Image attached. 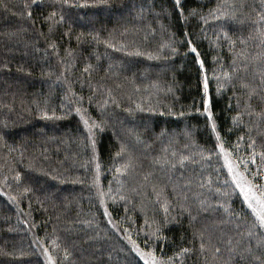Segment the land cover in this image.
<instances>
[{
	"label": "trees",
	"instance_id": "1",
	"mask_svg": "<svg viewBox=\"0 0 264 264\" xmlns=\"http://www.w3.org/2000/svg\"><path fill=\"white\" fill-rule=\"evenodd\" d=\"M83 3L0 0V264H48L44 249L56 264H144L126 236L174 264H259L264 230L238 189L216 192L230 177L222 156H208L218 150L187 40L204 60L225 147L247 159L254 141L245 174L264 184L251 174L264 173V0H181L186 20L175 0ZM54 10L64 21L49 31ZM77 108L100 125L94 137ZM182 247L192 251L175 256Z\"/></svg>",
	"mask_w": 264,
	"mask_h": 264
},
{
	"label": "snow or ice",
	"instance_id": "2",
	"mask_svg": "<svg viewBox=\"0 0 264 264\" xmlns=\"http://www.w3.org/2000/svg\"><path fill=\"white\" fill-rule=\"evenodd\" d=\"M54 2L60 3L61 6H63V5H71L72 0H54ZM98 2L99 3H106V0H98ZM32 3L38 4V0H32ZM76 6H87V0H84V3L82 5L77 4ZM175 6L177 9H179V14H180L181 18L186 20L187 17L184 16V9L181 7V0H175ZM218 8H219V5H218ZM214 11H216V10H210V14H211V12H214ZM27 15L29 18H31L32 13L30 10L28 11ZM189 15L196 16L197 10L196 9L189 10ZM221 15H226V14L221 13ZM258 16H259V19L255 23L258 25H264V10H262L260 13H258ZM200 18L204 19L203 16H201ZM212 18L213 19H219V16H213ZM44 20L50 22L49 23V31H51L54 23H60V22L64 21V15L61 14L59 16V18L57 19V12L54 10V11L49 12L48 15L44 17ZM186 36H187V34H186ZM77 38L79 39V37H77ZM224 38L229 39L228 34L226 32L224 33ZM93 39L99 40L98 34L96 36H94ZM230 43H234V42L230 41ZM187 44L189 46L190 52L192 54H194L195 61L199 65V68L203 73V98H202L203 113L202 114H206L208 125L210 127L211 133L214 134V136H215V140H216L215 149L218 150L215 153L211 149L207 150L208 156L210 157L213 154H216L218 157L222 156L223 162H224L222 167L227 169L228 176L230 177V180L226 179L223 182L222 188H217L216 192L221 193L224 197H230V195L232 193L229 191H222V189L232 188L233 192L238 189L239 195H241L243 197V203L247 205V208L250 209V214L254 217V222L252 224V227L253 228L258 227L260 230H264V184H261V185L254 184L253 181L250 180L248 178V176L245 174V173L250 172V169L247 168V164L249 162H251L253 164L256 163V156H255V152H254L255 142L252 141L251 144H249V147L253 148V152L249 155V157L247 159H244V158L239 157V156L233 158V151L230 150L229 148L225 147V142H224L223 138L221 137L220 132L218 131V126L215 122L214 115L212 112V100H211V97L209 94V77L206 74V70L204 67V60L201 58L200 52L198 51L195 44L192 43L191 39L187 40ZM50 47L55 49L56 48L55 42H53L50 45ZM173 51H175V49H173ZM87 70L88 69L86 68L85 71H87ZM224 76L229 77V73L225 72ZM245 86H247V85H245ZM223 87H224L223 83H218L217 92H219L220 89ZM139 107L140 106L137 105V108H139ZM129 111H131V110H129ZM196 111L200 112V109L197 108ZM76 112L80 114V118L83 121V125L88 131L89 138H92L95 136L94 129L102 130L100 125L97 122L92 121L90 123V117H86L83 114V112H81V109L77 108ZM169 114H171V113H169ZM43 115L46 118L48 117V113L46 111L43 112ZM181 115H183V113H181ZM53 116H55L54 111H53ZM236 119L237 118H234V121ZM238 139H243V137H240ZM91 142H92L93 150L95 151L96 140L92 139ZM236 147L238 148V144ZM122 151H123V148H122ZM119 155H120V153H117V156H119ZM173 155H175V153H173ZM260 158H261V165L259 167L264 168V152H262L260 154ZM187 159H188V157L181 156V158L178 162L180 164H183L184 160H187ZM165 162H167V161H165ZM241 164L244 165L243 171L240 170ZM172 166L175 167V165H172ZM127 167H129V165H127V164L124 165L125 169ZM96 168H97V177H98L100 165L97 164ZM116 171L120 172L121 168H117ZM251 174L253 176L264 175V173H261L260 171H257L256 173H251ZM20 178H21L20 173L17 172L15 179L17 181H19ZM145 179H147V176H145ZM209 183H210V181H209ZM233 185H234V187H232ZM200 186L204 187L203 184H201ZM29 191H31L30 188L26 187L24 189V192H29ZM133 191H135V189H133ZM102 195H103V193H102ZM157 195L159 196V194H157ZM10 199L15 201V197H10ZM120 199H125V197H120ZM185 200H187V197H185ZM100 203L104 204L103 199L100 201ZM168 204H169V202L165 201L164 211H165V219L166 220H167V215L169 212ZM180 207L183 211H187L189 213L191 220L196 219L195 216L191 215L190 208L185 207L184 204H181ZM125 211H127V209H125ZM198 211H203V212L209 211V206H205V201L201 200L199 202ZM225 211H228L230 215L231 214L238 215L237 213H232L228 207H225ZM103 215L105 217L109 218L108 219L109 224L113 223L112 219H111V212L108 210L107 205L104 206ZM113 227H115L114 224H113ZM157 232H159V228L156 230V232H153L152 235L154 237H156L157 239H160V237L156 236ZM199 236L201 237V243H200L199 247H200V250L203 251L205 249V246H206V242L203 239L204 238V232L203 231L199 232ZM125 238L132 245L131 250L133 252H135V254L141 260L144 261V264H174V258L173 257H168L165 260L163 257H158L156 255L154 249H149L148 251H145L134 240H132L130 236H126ZM147 243H148V241L145 240V244H147ZM191 251H192V249H190V248L182 247L179 249V251L177 253H175V256H177V257L184 256L185 254H188ZM219 251H220L219 248L215 249L216 253H219ZM248 251H251V250L249 249ZM44 254H45L46 260L48 261V264H56L55 259L48 253L47 249H44ZM255 259L257 261H259V264H264V258L255 257Z\"/></svg>",
	"mask_w": 264,
	"mask_h": 264
},
{
	"label": "rangeland",
	"instance_id": "3",
	"mask_svg": "<svg viewBox=\"0 0 264 264\" xmlns=\"http://www.w3.org/2000/svg\"><path fill=\"white\" fill-rule=\"evenodd\" d=\"M163 183H165L166 185L168 184V182L167 181H165V179L162 181Z\"/></svg>",
	"mask_w": 264,
	"mask_h": 264
}]
</instances>
